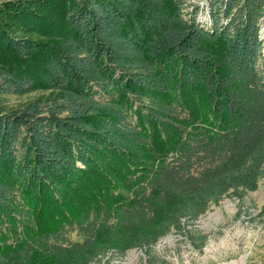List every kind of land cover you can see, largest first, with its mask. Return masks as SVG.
<instances>
[{
	"label": "trees",
	"instance_id": "16d2710c",
	"mask_svg": "<svg viewBox=\"0 0 264 264\" xmlns=\"http://www.w3.org/2000/svg\"><path fill=\"white\" fill-rule=\"evenodd\" d=\"M262 27L264 0H3L0 264L201 251L182 222L264 184Z\"/></svg>",
	"mask_w": 264,
	"mask_h": 264
},
{
	"label": "rangeland",
	"instance_id": "374dc122",
	"mask_svg": "<svg viewBox=\"0 0 264 264\" xmlns=\"http://www.w3.org/2000/svg\"><path fill=\"white\" fill-rule=\"evenodd\" d=\"M39 95L12 97L7 104L17 107ZM182 224L185 231L193 228L206 236L201 251L192 247L186 235L173 230L150 248L151 258L144 250L133 249L121 258L107 256L100 264H149V260L152 264H264V184L242 201L226 197L211 205L193 226Z\"/></svg>",
	"mask_w": 264,
	"mask_h": 264
},
{
	"label": "built area",
	"instance_id": "2783aa9c",
	"mask_svg": "<svg viewBox=\"0 0 264 264\" xmlns=\"http://www.w3.org/2000/svg\"><path fill=\"white\" fill-rule=\"evenodd\" d=\"M261 34V39L264 40V27H262V31L260 32Z\"/></svg>",
	"mask_w": 264,
	"mask_h": 264
}]
</instances>
